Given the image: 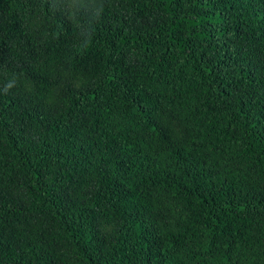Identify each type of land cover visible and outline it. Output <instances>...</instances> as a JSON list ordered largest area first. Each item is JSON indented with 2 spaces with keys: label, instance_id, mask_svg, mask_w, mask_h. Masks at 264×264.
Listing matches in <instances>:
<instances>
[{
  "label": "trees",
  "instance_id": "1",
  "mask_svg": "<svg viewBox=\"0 0 264 264\" xmlns=\"http://www.w3.org/2000/svg\"><path fill=\"white\" fill-rule=\"evenodd\" d=\"M0 264H264V0H0Z\"/></svg>",
  "mask_w": 264,
  "mask_h": 264
}]
</instances>
